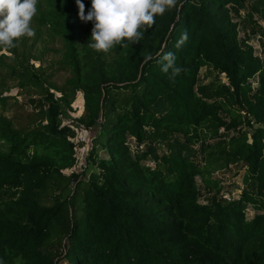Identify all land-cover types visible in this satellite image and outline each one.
Returning a JSON list of instances; mask_svg holds the SVG:
<instances>
[{
	"label": "trees",
	"instance_id": "1",
	"mask_svg": "<svg viewBox=\"0 0 264 264\" xmlns=\"http://www.w3.org/2000/svg\"><path fill=\"white\" fill-rule=\"evenodd\" d=\"M83 3L87 13L91 0ZM247 3L177 0L138 43L104 53L89 47L92 22L77 42L76 0H38L33 38L58 37V70L70 74L58 84L57 69L36 67L32 37L0 47V108L7 109L10 97L1 94L13 86L46 104L20 126L0 112V191L17 193L0 203V264H58L45 249L58 227L65 240L60 262L68 264H264V59L239 36L233 12ZM253 5L264 18V0ZM205 66L228 82L198 90ZM77 93L83 114L74 121L89 129L101 119L102 126L85 159L96 171L89 180L71 175L76 190L86 186L81 216L70 217L73 194L52 205L43 196L78 163L72 129L62 125ZM223 105L242 113L228 116ZM159 140L168 141L162 154L155 153ZM195 144L203 163L191 154ZM237 163L246 166V188L223 200L214 174ZM197 177L215 190L206 204ZM249 206L257 211L251 219Z\"/></svg>",
	"mask_w": 264,
	"mask_h": 264
},
{
	"label": "rangeland",
	"instance_id": "2",
	"mask_svg": "<svg viewBox=\"0 0 264 264\" xmlns=\"http://www.w3.org/2000/svg\"><path fill=\"white\" fill-rule=\"evenodd\" d=\"M254 3L255 0H248L245 9L233 12L235 19L240 23L239 36L241 38H246L250 42V44L254 46L256 53L262 59H264V18L254 9ZM86 24L87 22H84L79 18V28L77 31L78 43H81L84 38L83 33L85 31ZM32 42L34 49L33 52L40 58V60H33L32 63H34L36 67L40 64L49 67V71H54L57 69L53 81L58 84L63 83L64 80L69 76L70 70H58V67L60 65L57 62L61 60L64 49L59 38L56 37L55 39H52L44 35L41 37H36L35 39L33 37L30 38L29 43ZM254 80L256 81L258 79L255 78ZM227 82L228 80L225 74H218V72L214 69L205 66L201 68L197 88L199 90L200 87L210 86L211 89H214V87H217V85L225 84ZM7 84L12 86L14 83L10 80H7ZM217 92L215 90L212 96L209 97V99L215 100L217 97ZM56 95L59 96V93H56ZM1 96L10 97V99H8L7 109L2 110L0 108V112H2L3 115L7 116L8 118H11L14 121V124L18 126L25 124L30 114H35L42 108L46 107V104H44L42 99H40L37 95L28 94L18 86H13L9 91H4ZM126 96V92L120 93L121 100L126 98ZM79 100L80 99L78 97L77 105H75L74 102L72 104L73 109L71 111H66V113L62 115V125L69 126L72 129L69 133V138L76 144L78 163L73 168H69L63 171V173L66 174L67 178L69 179H66L64 183H61L60 181H53L50 188L44 193L43 196L44 204L52 205L56 201V197L60 196L61 199H65L73 194L76 199L74 205L70 207V217L81 216V208H78L77 205L78 202H80L79 194L82 195L83 187L86 186L85 184H81V189L79 188L78 190H76L78 179L72 178L71 175L73 173H77L79 174L80 179L89 180L92 171H96L95 168H92L85 161L87 151L89 152L92 148L94 142L93 139L96 134H94L92 138L88 140L87 138L89 130L84 126H79L77 122L74 121L75 118L83 114L82 102H79ZM223 107L225 110V114H228V116H240L242 113L237 107L227 105H223ZM100 141H102V139H100ZM130 141L131 144L134 145L133 141ZM170 142H173V138L170 139ZM156 144L159 147L155 146V153L162 154L168 150V141L159 140ZM96 147L100 156L107 157L106 151L103 150L101 146L97 145ZM191 149V154L203 163L204 155L201 150V144H195L191 147ZM145 163L152 167L156 166V162L153 159H148ZM245 173L246 166L242 163L232 164L228 169L217 171L214 174V178L218 179L223 187L222 191L219 194V197L227 201L238 198L243 192L244 188H246V184L244 183ZM197 184L201 192L200 202L205 204L208 203L212 196L215 194V190L206 187L202 183L200 177H197ZM16 196V190H14L13 188H5L4 190L0 191V203ZM255 213H257V211L254 210L251 206L247 208L248 219L253 218ZM61 230L62 229L58 227L53 231L52 237L50 241H48L45 249L55 256V260L59 259L58 264H68L65 260L60 262V254L64 250L63 243L65 242L64 235L62 234ZM17 264L21 263L18 262Z\"/></svg>",
	"mask_w": 264,
	"mask_h": 264
},
{
	"label": "clouds",
	"instance_id": "3",
	"mask_svg": "<svg viewBox=\"0 0 264 264\" xmlns=\"http://www.w3.org/2000/svg\"><path fill=\"white\" fill-rule=\"evenodd\" d=\"M176 2L177 0H91V8L86 13L83 0H76L80 19L93 23L89 47L104 53L117 45L138 43L143 38V30L154 25L155 17L163 15ZM37 4L38 0H0V47H14L18 38L35 36L30 21L38 12Z\"/></svg>",
	"mask_w": 264,
	"mask_h": 264
},
{
	"label": "water",
	"instance_id": "4",
	"mask_svg": "<svg viewBox=\"0 0 264 264\" xmlns=\"http://www.w3.org/2000/svg\"><path fill=\"white\" fill-rule=\"evenodd\" d=\"M101 126H102V121H101V119H99V120H97L96 121V123L93 125V126H91L88 130H89V134H88V140L89 139H91L92 138V136L94 135V134H97L98 133V131L100 130V128H101ZM96 136V135H95ZM88 143V142H87ZM88 146V145H87Z\"/></svg>",
	"mask_w": 264,
	"mask_h": 264
},
{
	"label": "built area",
	"instance_id": "5",
	"mask_svg": "<svg viewBox=\"0 0 264 264\" xmlns=\"http://www.w3.org/2000/svg\"><path fill=\"white\" fill-rule=\"evenodd\" d=\"M87 154H88V151H87ZM87 154H86V155H87ZM85 159H86V156H85Z\"/></svg>",
	"mask_w": 264,
	"mask_h": 264
}]
</instances>
